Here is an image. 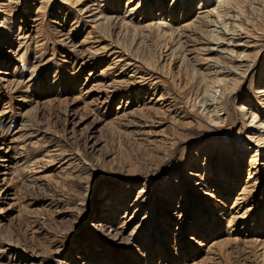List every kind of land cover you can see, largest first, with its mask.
<instances>
[{
  "label": "rangeland",
  "instance_id": "374dc122",
  "mask_svg": "<svg viewBox=\"0 0 264 264\" xmlns=\"http://www.w3.org/2000/svg\"><path fill=\"white\" fill-rule=\"evenodd\" d=\"M223 1L0 0V264H264V0Z\"/></svg>",
  "mask_w": 264,
  "mask_h": 264
},
{
  "label": "bare ground",
  "instance_id": "6f19581e",
  "mask_svg": "<svg viewBox=\"0 0 264 264\" xmlns=\"http://www.w3.org/2000/svg\"><path fill=\"white\" fill-rule=\"evenodd\" d=\"M225 1V0H224ZM223 1V3L220 5V7L219 8H222L224 11H220L218 14V17H220L221 18V20L223 21H221V23L222 24H220V25H224V26H227V25H225V21H227V19H228V17H226L227 16V13L228 12H226V11H229L230 10V8H231V5H232V2L230 1V0H226L225 2ZM138 7V6H137ZM220 10V9H219ZM131 13V12H130ZM202 22V21H201ZM224 23V24H223ZM195 26V25H194ZM213 26H215L216 27V25L214 24ZM184 27V26H183ZM197 28H199V27H197ZM217 28V27H216ZM221 28V27H220ZM224 28V27H223ZM186 30V29H185ZM195 30V29H194ZM187 31V30H186ZM225 31H227V29L225 28V29H223V31H221L222 32V34H225ZM185 32V31H184ZM193 32V31H192ZM191 33V32H190ZM181 34V33H180ZM198 34V33H197ZM196 34V35H197ZM185 35V34H184ZM193 35H195V33L193 34ZM177 36V35H176ZM179 37H180V35H179ZM183 38V37H182ZM187 38V37H186ZM203 38V37H202ZM204 39V38H203ZM218 42V41H217ZM214 42V41H212V42H210V43H213V44H218V45H220V44H224L223 42ZM226 44V43H225ZM227 46H230L229 45V43H227L226 44ZM213 51V50H212ZM71 86V85H70ZM73 87V86H72ZM69 88V87H68ZM75 89V88H74ZM67 90V89H66ZM75 91V90H74ZM4 133V132H3ZM1 139V138H0ZM1 141V140H0ZM6 141V140H5ZM2 142H3V140H2ZM1 142V143H2ZM12 149V148H11ZM10 148H7L4 152H3V154L4 155H2V158L3 159H5L6 161H9L10 159H11V155L8 153L9 152V150H11ZM1 151V150H0ZM4 160V161H5ZM3 161V162H4ZM4 168V167H3Z\"/></svg>",
  "mask_w": 264,
  "mask_h": 264
}]
</instances>
